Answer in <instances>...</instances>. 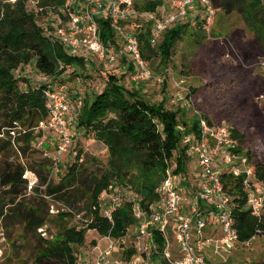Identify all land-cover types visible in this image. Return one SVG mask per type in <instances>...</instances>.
<instances>
[{"label": "trees", "instance_id": "16d2710c", "mask_svg": "<svg viewBox=\"0 0 264 264\" xmlns=\"http://www.w3.org/2000/svg\"><path fill=\"white\" fill-rule=\"evenodd\" d=\"M216 1L225 12L237 10L243 15L264 51L263 0H211L214 6ZM42 2L64 3L63 0ZM163 3V0H133L138 15L122 22L123 25L128 21L133 23L141 54L148 62L153 56L168 62L176 42L186 34L194 33L189 22L175 21L162 32L158 46V41L151 44L152 22L144 14H161ZM0 13V128H9L6 131L9 139H0V227L11 252L5 263L77 264L76 250L85 243L88 230H96L101 236L122 238L136 223L132 201L128 200L113 213V221L102 216L100 196L105 190L131 187L139 195L141 206L149 211L159 198L156 189L164 177L167 162L175 160V173L185 171L190 159L186 147L179 145L182 130L178 112L167 108L165 100L150 103L138 88L126 87L123 82L126 73L120 76L108 73L103 89L88 93L79 109L77 100L74 110L75 125L106 146L109 157L105 167L89 172L83 161L86 164L92 162V156L87 160L88 154L78 152L77 161L68 164L65 174L52 182L54 160L41 149L38 150L46 154L41 159L26 164L18 159L8 161L14 156L18 158L19 154L28 158L26 154L34 147L35 127L48 116L44 91L55 88L58 85L55 82L62 78L59 76L69 68L71 75L84 69L89 58L71 55L49 34L52 26L44 28L37 22V14L27 9L25 0L0 1ZM96 20L100 40L105 45L110 42L122 45L120 39H115L107 16L99 15ZM196 20V28L204 30V18L199 20L196 16ZM29 63L37 72L48 76L49 82L36 85L28 75L16 73ZM126 63V72L132 74V63ZM17 126L25 133L18 131L16 137L10 136L9 131ZM186 132L198 135L199 119ZM232 135L237 140L233 151L248 158L256 181L264 185V148L259 140L249 143L235 129H232ZM26 171L37 177L31 193L27 192L28 180L23 177ZM242 180L243 176L235 177L230 170L222 172L224 188L232 199L239 240L247 241L258 229H264V224L248 208ZM54 205L58 211L50 213ZM79 214L86 223L71 226L74 215ZM39 228L44 229L45 236ZM154 241L159 252L151 254L152 264H168L160 256L165 246L163 236L155 234ZM125 253L129 259L135 249L131 245Z\"/></svg>", "mask_w": 264, "mask_h": 264}, {"label": "built area", "instance_id": "2783aa9c", "mask_svg": "<svg viewBox=\"0 0 264 264\" xmlns=\"http://www.w3.org/2000/svg\"><path fill=\"white\" fill-rule=\"evenodd\" d=\"M166 2L168 12L144 14L152 22L151 44L157 43L169 24L185 21L191 7L197 3L202 6L205 13L204 28L206 32H211L216 13L211 0H167ZM65 10L69 20L55 30L56 34H49L71 55L87 53L99 62L109 65L119 61L117 44L110 42L105 45L99 37L96 18L105 15L114 29L115 39L122 41L123 50L129 57L128 62L134 67L131 79L140 83L153 78L149 62L141 54L136 33L129 32L122 24L126 19L138 15L133 8V0H69ZM60 85L44 91L48 116L35 127V131L44 134L43 138L47 137L48 131L55 134L56 137L53 139L55 155L52 156L55 164L59 155L66 152L74 140L71 124L75 112L72 113L69 96L64 92L66 85ZM81 105L82 99H78L77 109ZM44 143L43 140L38 142L40 146ZM184 143L187 154L196 158L199 168L198 185L187 194L191 187L178 182V174L175 173L177 164L175 160H170L167 162L164 177L156 189L159 198L150 206L149 211L141 206L139 199L135 201L124 198L121 192L124 187L105 190L100 196L101 214L109 221H113V213L126 200L132 201V214L136 221L132 242L135 253L129 259L122 256L114 257L113 254L119 246L125 249V240L123 237L114 238L107 235L106 247L100 250L94 259L82 260L78 264H152L151 254L159 252L158 245L154 241V235L157 233L163 236L165 243L160 256L168 264H209L203 249L210 243L214 244L216 250L230 251L238 244L249 246L256 236L264 238V229H258L257 234L249 240L240 241L235 227L232 199L224 188L222 172L230 170L235 177L243 176L242 185L246 193L247 206L251 214L263 224L264 185L256 181L253 165L248 158L233 151L237 140L232 135L231 127L225 123L210 124L207 119L200 117L198 135H186ZM28 176H31V179L30 177L28 179ZM23 177L29 180V189L37 183V177L31 171H26ZM186 199L189 200L188 203L185 202ZM57 211L51 206V213ZM208 221L219 228V235L215 238L208 237L204 233ZM38 231L46 235L43 228H39ZM0 240L5 241L3 232H0ZM174 249L177 251L176 254L173 252Z\"/></svg>", "mask_w": 264, "mask_h": 264}, {"label": "rangeland", "instance_id": "374dc122", "mask_svg": "<svg viewBox=\"0 0 264 264\" xmlns=\"http://www.w3.org/2000/svg\"><path fill=\"white\" fill-rule=\"evenodd\" d=\"M0 1L16 2V0ZM42 1L25 0V5L29 11L37 14L36 20L42 27L52 26L50 33L56 34L55 30L69 20L65 10L66 3L69 0H63L62 5H59L60 3L51 4L50 2L43 4ZM138 1L144 2L146 0ZM166 1L163 0L161 13H166L169 10ZM214 4L216 13L211 32L208 33L205 29L196 28V16L200 20L204 18L205 13L199 3L195 4L191 7L189 16L184 21V23L189 22L194 33L191 35L186 34L176 42L168 62H161L159 56L152 57L149 65L153 72V78L149 81L135 84L131 79V74L123 71L126 70L123 67L127 66L123 61L122 64H119V61L112 65L103 64L87 53H83L82 55L89 58L85 61V68L74 75L70 74L72 69L69 68L59 77L70 76V78H63V80L61 78L55 82L61 85L66 84L64 92L70 97L72 113L74 114V107H76L78 98L83 100L85 96H88V93H96L103 89L108 73H115L118 76L121 73H126L123 79L126 87L131 88L134 86L138 88L142 97L150 103L165 100L167 108L178 112L179 127L182 130L180 147L185 146L184 137L190 134L186 131L191 129L196 119L203 116L207 117L212 124H227L231 129H235L244 135V140L249 143H253L258 139L260 145L264 148V51L259 47L255 33L242 14L237 10L227 13L224 9L219 8V2L216 1ZM126 25L129 32H135L132 22L128 21ZM160 41L161 39L158 40L156 46L159 45ZM117 47L120 54L123 53L120 58L122 56V60L128 62L129 57L124 56L120 42ZM16 73L28 75L36 85L49 82V77L37 72L30 63L22 66L21 70ZM71 126L74 130L73 143L66 152L59 155L56 164L53 161L52 182H57L60 176L65 174L68 164L77 161L78 152L88 154L86 157L84 156L87 160L92 156V162L86 164L83 161L89 172L97 167H105L108 161V150L101 141L96 140L93 135L83 132V130L77 132L78 128H76L75 133L74 120ZM8 129L6 127L0 128V139H9L6 132ZM14 129V134H12V130L9 131L12 137H16L21 128L17 126ZM35 132L37 137L34 141V147L26 154L28 158L19 154L18 158L14 156L8 161L18 159L22 164H26L34 159L43 158L46 155L43 154L45 152L50 156L55 155L54 145H52L54 141H50L52 144H48L51 137H55V134L48 131L46 133L47 137L43 138L44 134L38 131ZM22 133H25V130L20 131V134ZM40 140L45 142L41 146L38 144ZM14 149L16 150V146H14ZM38 149L44 152L41 153ZM189 159L188 163L192 168L190 176L192 178L197 175L196 158L194 155H189ZM183 172L179 173L180 175L177 173L178 182L184 186H186V183L191 184L192 180L190 182L187 179L186 172ZM29 177L31 179V176H28V179ZM31 190L27 185V192L31 193ZM121 192L124 198L129 200L135 199V201H138L140 198L131 187H124ZM79 215H74L70 222L71 226L86 223V220L82 218V214ZM54 231L52 228L51 233L54 234ZM0 232H3L1 227ZM134 232L135 227L130 229L128 234L134 236ZM133 236L128 237V240L134 239ZM128 240L124 244L126 248L130 247L131 242ZM105 241L106 239H103V236L99 235L96 230H88L85 243L76 250L79 257L78 262L94 259L99 247L103 248ZM228 251L223 249L220 253L223 257H226ZM0 252V262L6 264L5 261H8L11 254L6 238L5 241L0 240ZM232 254H235V256ZM230 255L234 258L237 256V262L227 259L224 264H237L241 261L240 264H264V238L256 236L249 246H241L236 251L230 252L228 256ZM250 258H253L254 262L250 261ZM218 259H222V257H218Z\"/></svg>", "mask_w": 264, "mask_h": 264}, {"label": "crops", "instance_id": "0c3cea01", "mask_svg": "<svg viewBox=\"0 0 264 264\" xmlns=\"http://www.w3.org/2000/svg\"><path fill=\"white\" fill-rule=\"evenodd\" d=\"M121 47H122V45H121ZM118 48V47H117ZM122 50H123V47H122ZM123 52H124V50H123ZM118 54H119V64H122L123 62L125 63V65L127 64L126 62L127 61H125V60H122L123 58H122V56H121V58H120V55H122V54H120V52L118 51ZM124 56H126L127 58H128V55L127 54H125V52H124ZM129 59V58H128ZM123 61V62H122ZM101 63V62H100ZM104 64V63H103ZM124 66V65H123ZM122 66V67H123ZM123 69H127V66H124L123 67ZM124 72H126V70H123ZM63 78H70V76H67V77H63ZM63 78H62V80H63ZM133 81V80H132ZM131 81V82H132ZM135 84H138L137 82H135V81H133ZM68 84V83H67ZM66 85V84H65ZM75 96L77 95V94H74ZM70 98V97H69ZM79 99V98H78ZM74 110H75V107H74ZM72 116H74V115H72ZM75 127V133H76V128H78L77 126H74ZM81 130L78 128L77 129V132H80ZM56 137V136H55ZM55 137H51V141H53V139H55ZM53 143V142H52ZM52 143H50V142H48V144L50 145V144H52ZM52 145H54V144H52ZM54 149H55V146H54ZM190 170H192V168H191V166H190V164L188 163L187 164V167H186V170H185V172H186V175H187V179L191 182V180H192V182H191V184H189V183H186L185 185L186 186H188V187H191L192 189H194L197 185H198V183H199V168H198V165H197V161H196V170H197V175H194L192 178H191V172H190ZM184 173V172H183ZM184 176V175H183ZM188 181V182H189ZM190 185V186H189ZM189 189L188 191H187V194H189V192L192 190V189ZM188 197V196H187ZM186 203H188L189 202V200L188 199H186V201H185ZM205 208V207H204ZM204 216H206V214H204ZM130 229H132V228H130ZM130 229H128V231L130 230ZM128 231H127V233L125 234V236H123V239L125 240V241H127L129 238L128 237H131V236H133V235H129L128 234ZM204 233H205V235L206 236H208V237H213V238H215V237H217L218 235H219V228L216 226V225H214V224H212L211 223V221H208V224H207V227L205 228V230H204ZM134 237V236H133ZM103 239H106V241H105V244H104V246H103V248H100L99 247V249H98V251H97V253L100 251V250H103L105 247H106V245H107V237L106 236H103ZM172 239V241H173V238H171ZM128 241H130L131 243H130V246L132 245V242H133V239L132 240H128ZM241 246H243V245H241V244H238L237 245V247H235L232 251L234 252V251H236V249H238L239 247H241ZM127 248L125 247V249H124V247H121V246H119L118 248H117V250L115 251V253L113 254V256L114 257H117V256H119V257H123V258H125V259H128L127 257H126V253H125V250H126ZM232 251H228L229 253L230 252H232ZM174 254H176V249H174ZM203 252H204V254H205V256H206V258H207V260H208V262H209V264H222V263H224V262H226L227 261V259L228 260H233V262H235L236 260H237V256L234 258L233 256H228L229 255V253H226V254H228L226 257H223L222 255H221V250L219 251V250H216L215 249V247H214V244L213 243H210V244H208L207 246H205L204 247V249H203ZM97 253H96V256H97ZM118 255H117V254ZM239 253V252H238ZM225 255V254H224ZM232 255H234L235 256V254H232ZM237 255V254H236ZM95 256V257H96ZM218 257H222V259H218ZM234 258V259H233ZM250 261H252V262H254L253 261V258H250ZM237 262V261H236ZM242 262V261H241ZM240 262V263H241ZM239 262L237 263V264H240Z\"/></svg>", "mask_w": 264, "mask_h": 264}]
</instances>
